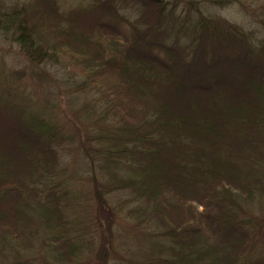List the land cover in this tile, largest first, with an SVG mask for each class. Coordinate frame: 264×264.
<instances>
[{
  "label": "trees",
  "instance_id": "1",
  "mask_svg": "<svg viewBox=\"0 0 264 264\" xmlns=\"http://www.w3.org/2000/svg\"><path fill=\"white\" fill-rule=\"evenodd\" d=\"M206 2L0 0V35L86 97L65 127L0 97V254L39 238L74 264L90 225L126 223L135 264H264V37ZM72 145L82 191L61 164Z\"/></svg>",
  "mask_w": 264,
  "mask_h": 264
},
{
  "label": "rangeland",
  "instance_id": "2",
  "mask_svg": "<svg viewBox=\"0 0 264 264\" xmlns=\"http://www.w3.org/2000/svg\"><path fill=\"white\" fill-rule=\"evenodd\" d=\"M15 1L20 0H6L9 4ZM55 1L63 9L78 7V5L87 6L89 3V0ZM165 1L173 2V0ZM186 1L180 0L182 5ZM240 2L241 4L236 3L219 8L213 4V0H207L206 5L210 12L215 13L222 20L240 25L245 30L264 37L263 2L259 0H240ZM65 78L64 70L54 62L40 65L33 63L16 43L6 41L0 35V97L5 98L8 106L14 108L19 103L31 105L38 113L43 112L48 121L57 124L58 127L66 126L68 120H73L71 112L73 107L77 108L86 97L69 95ZM62 130L68 135L71 133L70 126L68 131L64 128ZM62 155L61 164L65 168L64 174L70 178L75 177L74 182L78 179V189L82 191L83 183L84 185L89 183L86 181L89 177L88 159L76 145L67 147ZM92 212H95V206L92 207ZM102 222L107 224L104 218ZM90 227L92 230L90 233L94 232L95 236L90 240V249L81 254L74 264L136 263L131 255L137 252V247L133 245L131 238L133 239L137 233L129 231L126 223L115 227L109 226V229L106 228L103 231H100L97 225H90ZM118 229L119 234H122L121 237L116 234ZM38 241L32 248L22 252V257L17 253L11 256L10 250H4V254H0V264H54L47 254L49 244L39 238ZM111 242L114 243V247L108 251Z\"/></svg>",
  "mask_w": 264,
  "mask_h": 264
}]
</instances>
